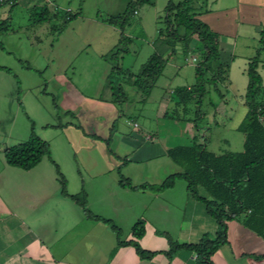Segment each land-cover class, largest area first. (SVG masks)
I'll return each instance as SVG.
<instances>
[{
    "label": "rangeland",
    "instance_id": "1",
    "mask_svg": "<svg viewBox=\"0 0 264 264\" xmlns=\"http://www.w3.org/2000/svg\"><path fill=\"white\" fill-rule=\"evenodd\" d=\"M131 1L17 0L11 11L10 5L0 6V24L8 18L10 22L9 30L0 34V67L7 69H0L1 172L3 167L16 171L6 164L4 149L26 142L33 125L36 135L50 144L52 160L66 181L68 194L77 195L84 190L89 209V190H92L93 183L96 185V180L90 178L93 172L104 176L103 187L122 195L128 193L120 188L122 179H127L132 186L154 182L158 185L168 175L182 171L180 166L164 156L166 146L190 145L193 138L202 143L205 136L209 141V150L217 154L243 150L244 135L238 127L247 113L248 63L257 56L260 48L264 0H193L191 7L197 18L219 34L221 61L227 63L229 70L227 81L217 84L221 95L207 85L201 103L194 99L186 106L178 104L179 98L174 90L195 84V65L201 60L199 56L204 46L196 36L172 46L167 43L169 39L164 35L167 28L165 7L170 0H148L139 6L126 29V36L132 40L129 53L116 61L120 69L128 74L116 72L112 76L113 85L122 86L126 99L121 98V103L114 105L116 112L104 113L110 120L105 141L97 142L92 136L88 127L89 112L86 114V105L78 98L74 99L73 94L69 97L71 87L87 97L111 99L113 91L108 76L115 66L111 57L120 31L108 21L123 13ZM183 1L173 0L175 4ZM35 4L46 5L50 11L58 9L62 13L66 10L79 13V17L69 22L61 34L52 32V26L61 27L64 20L60 17L43 24H33L31 9ZM231 33L232 41H227L226 36ZM172 51H175L174 55L165 64L162 75L148 96L132 85L129 74L138 76L153 54L167 59ZM257 71L263 80V94L258 100L264 102V52L259 55ZM54 99L58 111L54 108ZM68 109H72L73 114H67ZM199 109L205 117L197 121L196 128L194 120ZM134 121L139 129L134 127ZM112 124L115 126L111 127ZM139 130L155 134L157 142L153 144V158L139 162L130 157L132 162H127L125 160L129 157L119 146L120 140L134 136ZM96 144L100 150L89 153ZM105 170L111 174H104ZM18 172L26 177L19 175L20 178H16L21 185L37 187L40 181L47 193H54L55 201L60 197L76 209L79 217L86 218L80 206L68 197L62 198L59 176L47 157L42 159L34 172L27 174L25 172L28 171L21 169ZM132 190L129 194L135 208L131 212L129 209L112 211L110 208L93 211L108 216V220L122 231L123 240L130 236L138 220L151 218L152 213L158 214L154 219L156 223H164L155 226L160 230L158 232L166 230L171 232L172 238L177 237L174 231H178L179 223H166V218L168 210L174 213L175 218L182 216L188 194L186 182L176 180L174 190L170 192L171 199L167 195L169 190L161 193ZM199 193L204 195L201 189ZM89 223L83 222L74 231L77 244L83 246L82 236L89 231ZM105 227L108 231L101 233L96 228L95 231L91 229V235H101L104 243L106 235L116 241L115 233L109 226Z\"/></svg>",
    "mask_w": 264,
    "mask_h": 264
},
{
    "label": "trees",
    "instance_id": "2",
    "mask_svg": "<svg viewBox=\"0 0 264 264\" xmlns=\"http://www.w3.org/2000/svg\"><path fill=\"white\" fill-rule=\"evenodd\" d=\"M148 0H133L129 2L123 13L111 18L108 23L119 29L120 36L112 59L115 66L108 76L109 85L113 91L111 103L119 105L121 98L126 99L122 86L113 85L112 76L128 74L121 70L116 61L129 53L131 38L126 36V29L131 25L139 6ZM193 0H185L175 4L170 0L165 7L166 33H162L169 39V45H176L189 41L193 36L203 44L200 54L201 60L195 65V84L190 87H178L174 92L178 95L179 105L186 106L194 99L200 104L206 93V86L213 87L220 94L217 87L218 82H226L228 78V66L221 58L219 45V34L213 31L208 24L197 18L193 12L191 3ZM17 0H0V6L10 5V11L16 6ZM33 24H43L48 21L62 18L63 25L52 26V32L62 33L64 27L79 17V13L58 9L50 11L46 5L35 4L32 7ZM10 28L9 18L0 24V34ZM260 48L257 56L248 63V86L245 94L247 113L238 127V131L244 135L243 150L240 152H226L217 154L209 150V141L204 136L202 143L193 138L190 145H178L166 151V156L176 165L182 168L181 172L168 175L160 184L132 186L127 179H122L120 185L133 190H148L161 193L173 189L177 179H182L187 184L189 197L205 206L206 215L216 224V232L213 236L205 234L197 243H179L168 233L158 232L167 240L168 250L162 252L146 251L140 245V240L146 233V222L138 220L131 229L132 240L122 239V231L111 220L94 215L86 205V194L82 190L77 195H69L66 181L61 176L59 167L52 160L49 144L39 138L32 125L29 139L26 142L4 149L3 155L8 166L30 171L35 168L44 157H47L56 168L59 182L61 184V195L68 197L76 205L80 206L89 221L100 222L111 228L116 235V247L111 251L110 258L122 247H133L141 260H149L157 254H163L171 260L179 252H192L195 255L196 264H213V255L228 243L227 223L238 221L245 228L254 232L264 240V102L258 100L262 93L263 80L258 73L259 55L264 52V25L260 31ZM172 51L167 59L161 55L153 54L143 66L141 73L132 77L129 81L140 92L148 96L155 85L156 80L162 75L165 64L174 55ZM197 62V61H196ZM6 70L4 67H0ZM221 95V94H220ZM54 108L58 106L54 99ZM67 114H71L67 112ZM205 114L199 109L194 120L200 121ZM114 126V125H113ZM48 127V126H46ZM204 191L200 195L199 190ZM264 256H253L260 260Z\"/></svg>",
    "mask_w": 264,
    "mask_h": 264
},
{
    "label": "crops",
    "instance_id": "3",
    "mask_svg": "<svg viewBox=\"0 0 264 264\" xmlns=\"http://www.w3.org/2000/svg\"><path fill=\"white\" fill-rule=\"evenodd\" d=\"M213 31L216 32V30ZM231 36L232 33L226 36L227 41H232ZM70 93L69 97L73 94L74 99L78 98L86 105V114L89 112L88 127L92 136L97 139V142L105 141L110 128V120L104 116V113L110 114L117 111L111 103L112 97L109 100L87 97L77 92L74 87H71ZM66 111L73 114L72 109ZM99 118L102 120H98ZM113 125L115 126L112 124L111 127ZM134 127L139 129L136 121H134ZM134 136L120 140L119 146L123 148L126 157H129L125 161L132 162L130 157L138 159L139 162L151 160L153 144L157 142L155 134L151 135L139 130ZM91 148L89 153L100 150L98 144ZM168 149H170L168 146L163 149L164 156ZM38 165L25 173L34 172ZM13 170L16 171L3 167V172L0 173V264H196L195 255L192 252H179L171 260L163 254H157L149 260H141L133 247L119 248L110 258V253L116 247L117 241H113L104 234L106 235L104 243L101 235H91L95 228L99 233L108 231L105 227L107 225L79 217L76 209L64 203L60 197L55 201L54 193H47L40 181L37 187L21 185L16 178H20L19 175L26 178L25 175L18 172L19 169L13 168ZM104 172H106L104 174H111L107 170ZM90 178L97 181H94L96 185L93 183L92 192L89 190V209L93 214L108 219V216L94 212L97 211L95 209L110 208L112 211L129 209L131 212L135 208L129 188L120 185L124 192H128L120 195L111 188L108 190L106 186H102L105 185L104 176L99 172H93ZM151 185H156V183ZM173 190L174 188L168 192ZM169 193L167 195L171 196V199L172 195ZM146 196L149 197L148 194ZM167 213L166 223L168 221L172 224L179 223L178 231L177 229L176 232L174 231V234L178 236L173 238L179 243H197L203 235L213 236L216 232V224L207 219L205 207L192 200L188 194L181 217L175 218L174 213L169 210ZM156 216H158L157 213H152L151 218L142 217L146 222V233L139 243L146 251H167V241L158 234L160 230L155 227L164 223L158 221L159 224H157L154 221ZM86 221L90 222V226L89 231L82 236V242H84L82 246L77 244L74 231ZM227 227L228 243L213 255V264H264V257L260 260L253 258V256H264V240L238 221L228 222ZM91 229L93 231L90 232ZM161 232L171 235V232L166 230ZM129 235L124 239L125 241L133 239L131 232ZM90 238H92L91 241H89ZM94 255L97 257L94 258Z\"/></svg>",
    "mask_w": 264,
    "mask_h": 264
},
{
    "label": "built area",
    "instance_id": "4",
    "mask_svg": "<svg viewBox=\"0 0 264 264\" xmlns=\"http://www.w3.org/2000/svg\"><path fill=\"white\" fill-rule=\"evenodd\" d=\"M135 126H136V124H135Z\"/></svg>",
    "mask_w": 264,
    "mask_h": 264
}]
</instances>
